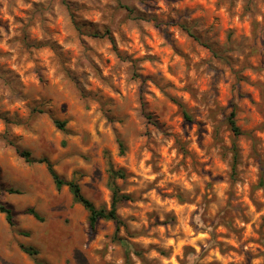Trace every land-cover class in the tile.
<instances>
[{"label":"rangeland","instance_id":"rangeland-1","mask_svg":"<svg viewBox=\"0 0 264 264\" xmlns=\"http://www.w3.org/2000/svg\"><path fill=\"white\" fill-rule=\"evenodd\" d=\"M0 183V264H264V0H0Z\"/></svg>","mask_w":264,"mask_h":264},{"label":"trees","instance_id":"trees-1","mask_svg":"<svg viewBox=\"0 0 264 264\" xmlns=\"http://www.w3.org/2000/svg\"><path fill=\"white\" fill-rule=\"evenodd\" d=\"M181 28L189 36L195 37L192 30L189 27H187L186 25H181ZM184 116L187 120H191V117L187 112H184ZM235 117H236L235 110H233L230 117L228 118V124L230 126V129L234 132V134L239 135L240 131L236 125ZM57 125L63 129L64 124L57 123ZM18 154L28 164H44L47 167L57 190L60 191L64 187L69 188L70 193L73 197V201L76 204L82 205L84 207V209L88 212V223H89V227H90V230L92 233H94L96 231V228L101 221H113L116 225V232H118L120 230V227L123 225V221L121 220V218L119 217V215L117 213L118 205L122 201H127L130 199L129 196L124 195V194H120V189L115 183V181L117 179H124L126 177V173L123 170H115L112 167L110 168V175H111V178L113 180V184H112L113 199H112L111 208L110 209H108L106 207H99L98 208L89 199H87L85 197L79 183H77L73 180L67 181L64 178H62L56 172L53 163L49 159H47V158L35 159L32 157L31 153L28 151L18 150ZM233 159H234V169H235V166H236V163L238 160V155L236 152L234 153ZM0 190H2L1 183H0ZM6 191L9 194H19L20 193L19 191L15 190V189H11V188L7 189ZM0 213L5 215L6 222L8 223V225L11 228H13L15 226V218H14V214H13L12 210L8 206L0 203ZM26 213L33 216L38 221H43V219L40 217V215L32 208L28 209L26 211ZM118 240L122 244L124 250L126 251L127 258L129 259L131 249H132L131 245L129 244V242L125 238H118ZM22 250H23V252H25L26 254H28L30 256H35L38 254L36 250H34L33 248H30V247H24L23 246Z\"/></svg>","mask_w":264,"mask_h":264}]
</instances>
